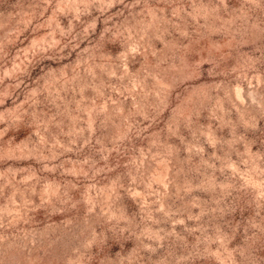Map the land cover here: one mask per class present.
<instances>
[{
  "label": "rangeland",
  "instance_id": "374dc122",
  "mask_svg": "<svg viewBox=\"0 0 264 264\" xmlns=\"http://www.w3.org/2000/svg\"><path fill=\"white\" fill-rule=\"evenodd\" d=\"M0 264H264V0H0Z\"/></svg>",
  "mask_w": 264,
  "mask_h": 264
}]
</instances>
